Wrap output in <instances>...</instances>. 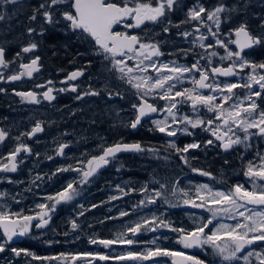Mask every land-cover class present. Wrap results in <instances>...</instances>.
Wrapping results in <instances>:
<instances>
[{
  "label": "snow or ice",
  "instance_id": "6c2138e0",
  "mask_svg": "<svg viewBox=\"0 0 264 264\" xmlns=\"http://www.w3.org/2000/svg\"><path fill=\"white\" fill-rule=\"evenodd\" d=\"M175 2L176 0H156V3L153 4L152 0H119V2L117 0H44L34 9L29 19L35 21L39 15L43 17L46 24H58L61 20L55 18V13L59 11L60 17L66 22V27L73 32H78L82 40L93 46L94 54L107 62V70L115 72L117 79L135 90L138 103L132 104V108L136 110V114L134 119L127 125L131 129H136L145 118H150L151 114L165 112L166 116L164 119L152 120L155 131L164 133L169 137H175L178 132L192 135L189 132V127L193 129L200 127L205 131H210L216 140L222 141V147L225 151L241 144L247 147V142L251 136L264 137V108L261 107V103H258V100L264 102V96H262V93H264V72L257 71L264 70V63H252L242 53L253 45L261 44L264 38L253 35L247 23H241L239 27L233 30L235 39H230L229 43H225L217 32L209 28V32L215 38L216 44L225 49L226 55L221 56L220 60L224 61L227 59L232 61V63L228 67H202L199 65L198 60L189 67L178 65L175 62L160 63L158 60H154L153 57L163 55L158 43L144 42L140 36L129 35L127 32L116 30L117 26L124 23L128 18L134 23L124 24L127 28H139L145 21L161 22L162 18L166 19L167 12L172 9ZM17 3L18 0H0V6L15 5ZM61 6H63L62 11L60 10ZM230 11H235V9L219 5L209 11L205 7L200 6L192 9L188 16L190 20L204 24L205 16H202V14H205L206 19L213 21L216 29L219 30L221 14ZM5 15V12L0 11V21L5 19ZM35 31V28H28L29 34ZM163 31L168 32L169 28L166 26ZM195 31L199 32V28H196ZM192 34L184 32L181 35L187 37ZM198 39L199 41H204L208 37L201 34ZM229 44L236 45L238 50L232 51L229 48ZM199 46L202 49L213 47L212 44L205 45L204 43H200ZM37 47L36 43H31L24 47L22 51L29 53L37 49ZM216 55V52H212L207 57L209 65H211V57ZM17 56H19V53H17ZM201 59H205V57L201 56ZM39 60L40 57L36 56L30 63L22 64L21 68L24 71L18 74L5 78L0 73V79L17 81L24 76L31 77L33 72L40 70ZM129 61H134V63L130 65ZM145 61H148V63H145ZM10 63L12 62L5 58V49L0 47V68H7ZM237 68L240 71L245 68L251 69L244 82H225L221 84L215 81L217 76L232 77L238 75ZM149 69H152L155 73L154 76L147 74ZM193 73H199V78L192 75L191 83L193 86L191 88L177 87L178 84H183L185 74ZM83 74L82 70H77L72 72L68 79L75 80ZM210 78L213 80L212 83L208 82ZM50 83L51 81H49ZM256 85L259 86V90H254ZM38 87H43V85H38ZM237 88L247 90L242 98L234 92V89ZM204 89H208L215 94H205L203 92ZM71 90L76 91V87L73 86ZM0 91H3V89H0ZM52 92L53 89L49 87L42 94L43 99L54 100L55 96L52 95ZM16 94L28 102H40L35 92H18ZM84 95H99V92L89 91L85 92ZM112 95L113 93H109V96ZM115 95L121 96L122 94L115 92ZM149 97L164 100L166 102L165 106L157 108L154 103H149ZM81 98V96L77 97V99ZM218 99L221 101L220 103H217ZM229 101H232V103L225 108L224 105ZM184 104H190L193 112L197 113L195 119L187 115L178 118V105ZM201 108L215 115L205 120L199 116ZM169 118L171 122H169ZM216 121H222V124L213 126ZM173 125H176V127H173ZM179 125H183V128L179 127ZM252 129L257 131L251 132L250 130ZM42 131L43 127L37 123L28 135L34 136L37 132ZM239 132L243 133V137L238 134ZM7 135V132L0 129V142H3ZM207 143L212 144L213 141L208 140ZM68 146V144L60 145L58 154L63 155L64 149ZM168 147L181 154L180 159L185 164H188V157L183 154L187 153L189 149L199 148L200 145L192 143L180 148L174 142L169 141ZM22 150L31 152V149L26 145H19L14 152L9 153L11 164L0 165V172L17 171L16 156ZM146 151L158 152L157 149H146L140 143L116 142L112 145L101 144L100 154L92 155L86 161H78L77 163L81 165L80 167L68 165L57 169V172L74 171L79 174V180L69 182L54 196H48L47 200L53 203L51 205L46 203L38 204L37 207L41 211L34 215H26L23 211L12 212L3 204H0V229L3 230L0 253L6 250V246L15 237L29 235L33 227L38 229L46 227L51 219L49 213L55 210L56 205L72 201L79 195L77 184L81 187L88 184L99 170L117 160L119 153H143ZM257 155L259 163L249 161L243 173L250 187H245L242 183H236L227 190H214L208 184H201L196 188L195 198L189 197L186 191L179 189L185 197H188L183 200V204L190 205L193 208H206L211 213L207 220L201 218V222L190 230L174 227L171 222L153 214L150 219L142 218L139 222L126 229L128 233H131V237H126L124 233H121L115 239H92L90 243H99L109 249L117 244L132 246L139 243L134 237H137L143 231L156 232L158 228H167L178 234L176 243L182 245L184 249H210L211 255L215 258L217 264H239L241 260H243L244 264H252L250 258L253 256L259 264H264V155L259 153ZM164 159H167V157H164ZM192 170L200 171L195 168ZM201 175L210 176L211 174L201 172ZM37 178L39 179V177ZM164 187L166 186L162 184L161 188ZM142 191H147V187L143 188ZM175 191L176 189L174 188V194ZM3 195L0 193V196ZM161 197H163V193L155 191V198H148L147 203L155 204L156 198ZM117 198L112 197V199ZM163 199L165 203H169L166 197H163ZM197 199L200 203L196 202ZM140 203L144 204L145 201ZM170 206L177 207L178 205L171 204ZM241 209H244V211H241ZM120 215L126 216L128 213L121 212ZM224 219L234 222L224 223ZM33 221H36L35 225H33ZM157 221L159 222L158 224ZM210 225L212 227H209ZM72 228H77L75 221L72 222ZM206 229L207 231H205ZM65 234L67 235V233ZM157 239L159 238H154L151 241V244L156 245L154 248H148L143 252L128 251L115 257L99 253H82L71 255V260L75 262L76 260H84L92 256L100 261L133 260L150 261L151 264H165L164 261L157 258L168 257L171 258V264H206L205 260L187 255L183 251L160 247L157 245ZM164 239H168V237L165 236ZM257 242H261L258 245L260 248L259 252L252 249V245L257 244ZM246 249L249 250L245 251ZM10 250L17 256L23 252L26 256L38 261L51 262L68 258L64 253H61L60 256L41 257L26 249L11 248Z\"/></svg>",
  "mask_w": 264,
  "mask_h": 264
},
{
  "label": "flooded vegetation",
  "instance_id": "af4514ba",
  "mask_svg": "<svg viewBox=\"0 0 264 264\" xmlns=\"http://www.w3.org/2000/svg\"><path fill=\"white\" fill-rule=\"evenodd\" d=\"M44 0H18L15 5L0 6V11L5 12V19L0 21V47L5 49V58L11 61L7 68H0V73L3 77H8L13 74H18L23 70L22 64H28L36 56L40 57L38 62L40 70L33 72L32 76H24L17 81H9L7 79H0V129L8 133L3 142H0V165L11 163L9 153L14 152L15 149L23 144L31 149V152L21 151L16 156L17 171L15 172H0L1 178L7 179H22L29 177L26 171L32 164L44 165L36 171V174L48 177L52 173V166L62 163L70 162V153L72 150V140L75 138L74 133L71 131V106L76 103H81L84 108L98 109L96 114V128L98 129L97 136L104 145H112L116 142L123 143H140L144 148L157 149L160 154L168 152V142L170 137L164 133L154 130L152 120L160 115L162 112L152 114L150 118H145L142 124L136 129H131L127 125L134 119L136 110L132 108V104L138 103V98L135 95V90L131 89L127 84L117 79L115 72L107 70V62L100 56L94 54L93 46L88 42L81 39L78 32H73L66 27V22L60 17V12L55 13V18L61 20L58 24H46L42 16H37L35 21L29 19L35 8L39 6ZM119 2V0H117ZM155 4L156 0H152ZM207 3V10L211 11L219 5H225L232 9L231 0H176L172 9L167 12L166 19L162 18L161 22L145 21L139 28H127L124 26L126 23H134L130 18L126 19L124 23L117 26L116 30L120 32H127L129 35H137L142 38L144 42L158 43L160 51L163 53L160 57H153L160 63H167L169 56L168 52L174 47H178V55L174 57H181L179 60L181 65L191 66L199 60V65L202 67H228L232 61L225 59L220 60L221 56H225V49L216 44L215 38L211 36L209 28L217 32L218 36L229 43L230 39H235L234 29L239 27L241 22L234 24L235 16L232 11L221 14V24L219 30L216 29L213 21H209L205 16V23L201 24L198 21L189 19V12L200 7V4ZM61 11L63 6H61ZM170 21V23H168ZM187 21V22H186ZM168 27L169 31L164 32V27ZM247 26L253 35L261 36V30L254 27L251 23ZM28 28H35L36 31L29 34ZM199 28V32L195 29ZM184 32L193 33L187 37L181 35ZM203 34L208 37L207 40L199 41L198 37ZM172 36L173 39L179 38L181 42L176 45L170 43L168 37ZM31 43L38 45L37 49L29 53H24L22 49ZM200 43L212 44V48L202 49ZM232 51L238 50L234 44H229ZM216 52V56L211 57V65L208 64L207 57ZM19 53V56H17ZM242 55L252 63H264V39L262 43L253 45L251 48L245 49ZM204 56L205 59H201ZM134 61H129L133 64ZM148 63V61H145ZM159 66V65H158ZM77 70H82L83 75L75 80H69V75ZM236 71L240 74L245 70ZM264 71V70H262ZM155 75L152 69L147 73ZM183 84H179L178 88L188 87L191 88L192 75L199 78V73L186 74ZM217 76L216 82L221 84L225 82L233 83L237 79ZM49 81L51 83L49 84ZM212 83L210 78L208 81ZM43 85V87H38ZM76 87V91H72V87ZM51 87L53 89L52 95L55 99L48 101L43 99L42 94ZM97 91L99 95H84L85 92ZM18 92H35L38 95L39 103H32L24 100L21 96L17 95ZM115 92H120L121 96H116ZM205 94L214 95L215 93L210 90H203ZM109 93H113L109 96ZM81 96V99H77ZM149 103H154L157 108H163L165 101L158 98L153 99L149 97ZM221 101L218 99L217 103ZM93 104V105H92ZM230 101L225 104L227 108ZM178 105L179 113L193 112L190 104ZM86 111V110H85ZM165 114V112H164ZM215 114L207 112L206 109L199 110L201 118H210ZM196 118V117H195ZM194 118V119H195ZM39 123L43 127L42 132H37L34 136H29L32 129ZM222 124V121H216L215 125ZM182 127V125H179ZM194 131L192 135L179 133L176 135L177 146L183 148L187 144L197 142L200 146H209V155L205 160L201 158V162L190 159L189 163L192 166L185 164L180 155L173 151V156L180 161V166L189 169L190 179H206L215 181L220 177V173L225 168L226 180L225 187L241 183L245 181L244 171L249 162L246 151H242L243 146H234L233 148L225 151L222 147V141L216 140L210 131L200 130L199 127L190 129L189 132ZM231 135V134H230ZM260 137V136H259ZM234 138V137H233ZM264 138L256 139L252 145L253 152H262L264 148ZM212 140V144L207 141ZM200 142V143H199ZM62 144L69 146L64 149V154L59 155L58 149ZM251 151V154H252ZM153 152L146 151L143 153L124 152L118 154L117 160L106 166L103 170L98 171L91 179L98 176L107 175L113 172L121 174H135V170L140 168V159L150 157ZM100 147L91 151L85 158V161L92 155H99ZM239 158L240 173H231L235 162L233 156L237 155ZM51 157V159H49ZM120 164L123 167H120ZM130 166L133 171H126ZM177 168V166H176ZM193 168L202 169L212 175V178H203L198 174L193 173ZM90 179V180H91ZM241 181V182H240ZM245 187H249V183L245 181ZM87 185V184H86ZM53 203V202H52ZM64 203L55 207V210L50 212L51 218L49 224L44 227H49L56 216L59 214V209ZM41 210L28 211L24 214L34 215ZM36 221H33L35 225ZM39 228V229H44ZM38 228L33 227L29 235L24 236L20 241L14 242L19 245L33 244L36 249L40 246L32 240L27 241V238L38 232ZM206 231V230H205ZM61 232V231H60ZM63 233H67V227ZM67 237V235H65ZM66 243L68 241L66 240ZM52 248V247H51ZM175 250L183 251L187 255L195 256L201 260H205L206 264H217L215 259L212 258L210 251L207 249H184L182 245L176 246Z\"/></svg>",
  "mask_w": 264,
  "mask_h": 264
},
{
  "label": "rangeland",
  "instance_id": "374dc122",
  "mask_svg": "<svg viewBox=\"0 0 264 264\" xmlns=\"http://www.w3.org/2000/svg\"><path fill=\"white\" fill-rule=\"evenodd\" d=\"M231 1L232 9H235V11H232L233 16H235L234 24L239 23V18H242L240 19L241 22L246 21L247 23H251L254 27L259 28L264 37V27H262V25H264V0ZM200 6L207 9V3H201ZM203 15L204 14H202V16ZM168 40L170 43L176 45L181 42L179 38L173 39L172 36H169ZM178 54V47L171 49L168 55L173 57L168 58L167 63L175 62L181 65L179 60H182V58L174 57ZM258 64H261V62ZM244 70V72L242 71L243 73L238 74L236 81L233 83H242L247 79L251 69L245 68ZM257 71L264 72L262 70ZM186 77L187 75L185 74L184 79H186ZM254 90H259V86H254ZM234 92L242 98L247 90L237 88L234 89ZM262 96H264V93H262ZM231 103L232 101H230V104ZM258 103H261V107L264 108V102L258 100ZM89 106L88 108H84L82 102L71 106V131L74 133L75 138L72 140L70 162L53 165L52 173L48 177L35 173L39 168L44 166L40 164H32L29 166L26 171L30 175L27 178L7 179L0 177V193L4 194L0 196V204H3L12 212L23 211V213H26L28 211H37L39 210L37 207L38 204H52V201L47 200L48 196H54L69 182L79 180L78 173L74 171L57 172V169L67 167L68 165L80 167L81 165L77 162L81 160L85 161V158L91 151L96 150L103 144L97 136L98 129L96 128V114L99 110L91 109ZM180 108L182 109V105ZM183 115H187L194 119L197 113L192 111H190L189 114L187 112L178 113V118ZM165 116L166 113L164 114V112H162L153 120L164 119ZM203 119L207 120L208 118ZM169 122H171L170 118ZM173 127H176V125H173ZM181 128H183V125ZM190 129L192 130L193 128L189 127V130ZM200 130H202V128H200ZM250 131L256 132L257 130L252 129ZM191 133L193 134L194 131H191ZM238 134L243 137L242 132ZM256 139H260V137L258 135L251 136L247 142V147L244 144L237 146H243L244 149H242V151H246L243 155H247L249 161L258 164L259 157L257 154L264 155V148H261L262 152H253L254 147H258V145H252L251 143L256 142ZM169 141L174 142L176 145L178 144L176 137H170ZM184 154L190 159L201 162V158L205 160V157L209 155V146L189 149V151ZM164 157H167V159H164ZM240 157L241 155L238 156V154L233 156L235 164L231 173H240V164L238 162ZM139 163L140 168L134 171L135 174H125V172L117 174L113 172L95 177L91 179L87 185H83L82 187L77 184L79 195L72 201L66 202L61 206L59 214L49 227L38 229V232L31 234L27 238V241L32 240L38 244L40 249H36L33 244L19 245L18 243H9L6 246V250L0 253V264H151L150 261H100L94 259L92 256L84 260H76L73 262L71 260V255L99 253L115 257L128 251L143 252L148 248H154L156 246L151 244V241L157 237L159 238L157 239V245L162 248L175 250L176 246H179V244L176 243L178 234L167 228H158L156 232L148 230L143 231L137 237H134L139 243L132 246L117 244L109 249L99 243L92 244L90 241L92 239H115L121 233H124L126 237H131V233H128L126 229L139 222L142 218L150 219L153 214L171 222L174 227H182L190 230L201 222V218L207 220L211 216V213L208 212L206 208L185 207L183 200L188 197H185L183 192L179 191V189L186 191L188 196L192 198L196 197V188L201 184H208L214 190L228 189L224 186L226 180L225 168H223L220 177H217L215 181L206 179L192 180L190 179L189 169L180 166V161L173 156V151L170 147H168L167 153H152L150 157L140 159ZM189 165L192 166L193 164L189 163ZM120 167H123V165L120 164ZM126 171L132 172L133 169L128 166ZM54 173L55 175H53ZM37 177H39V179ZM245 181H247V178H245ZM245 181L240 182L245 185ZM162 184L166 187L161 188ZM145 187H147V191H142ZM174 188L176 189L175 194ZM155 191H161L163 197H166L169 203H165L163 197H161L156 198L155 204H148V198H155ZM112 197L118 198L112 199ZM141 201H145V203L141 204ZM196 202L200 203L198 199ZM171 204H176L178 206L171 207ZM241 211H244V209H241ZM121 212H127L128 215L121 216ZM73 221L77 224V228L75 229L72 228ZM223 222L233 223L234 221L224 219ZM158 223L157 221V224ZM214 223H216V221H214ZM66 227L67 237L65 236L66 234L63 233ZM209 227L212 226L210 225ZM165 236H167L168 239H164ZM66 240L68 243H66ZM2 241L3 234L0 232V242ZM260 243L261 242H257V244L252 245V249L259 252L260 248L258 245ZM78 246L82 248H77ZM11 248L26 249L36 256L41 257L60 256L61 253H64L68 258L51 262L38 261L32 259L30 256H26L23 252L17 256L10 250ZM207 250L211 253L210 249ZM247 250L249 249L245 251ZM212 258L215 259L213 256ZM157 259L164 261L165 264H171V258L162 257ZM250 259L252 260V264H259L254 256ZM239 264H244L243 260L239 261Z\"/></svg>",
  "mask_w": 264,
  "mask_h": 264
},
{
  "label": "water",
  "instance_id": "95a60500",
  "mask_svg": "<svg viewBox=\"0 0 264 264\" xmlns=\"http://www.w3.org/2000/svg\"><path fill=\"white\" fill-rule=\"evenodd\" d=\"M232 77H235V76H232ZM204 90H208V89H204ZM153 114H155V113H153ZM152 115V114H151ZM121 153H124V152H121ZM120 154V153H119ZM8 164H11V163H8ZM105 168V167H104ZM104 168H102L101 170H103ZM195 169H198V168H195ZM198 170H200V171H193V173H195V174H198V175H200L201 177H203V178H212V175H210V176H204V175H201V172H207V171H204V170H202V169H198ZM100 171V170H99ZM62 203H60V204H58V205H56V206H59V205H61ZM185 207H190V208H193V207H191L190 205H185ZM54 216V215H53ZM53 216L51 217V218H53ZM51 220V219H50ZM50 220H49V222H50ZM49 224V223H48ZM47 224V225H48ZM0 231L3 233V230L2 229H0ZM23 237H15L14 239H13V241L12 242H10V243H14V242H18V241H20L21 239H22ZM195 249H200V248H195Z\"/></svg>",
  "mask_w": 264,
  "mask_h": 264
},
{
  "label": "trees",
  "instance_id": "16d2710c",
  "mask_svg": "<svg viewBox=\"0 0 264 264\" xmlns=\"http://www.w3.org/2000/svg\"><path fill=\"white\" fill-rule=\"evenodd\" d=\"M77 248H82L81 246H78Z\"/></svg>",
  "mask_w": 264,
  "mask_h": 264
}]
</instances>
